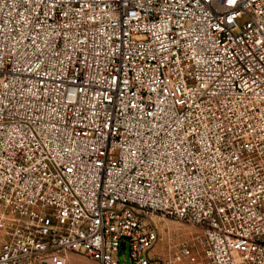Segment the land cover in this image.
Instances as JSON below:
<instances>
[{
    "label": "built area",
    "instance_id": "1",
    "mask_svg": "<svg viewBox=\"0 0 264 264\" xmlns=\"http://www.w3.org/2000/svg\"><path fill=\"white\" fill-rule=\"evenodd\" d=\"M156 216L264 264V0H0V264H161Z\"/></svg>",
    "mask_w": 264,
    "mask_h": 264
},
{
    "label": "rangeland",
    "instance_id": "2",
    "mask_svg": "<svg viewBox=\"0 0 264 264\" xmlns=\"http://www.w3.org/2000/svg\"><path fill=\"white\" fill-rule=\"evenodd\" d=\"M152 224L158 232L159 240L154 245L153 251L159 258L171 256L179 246L185 244L192 248V257L181 259L178 264L187 262V264H206V261L201 254V251L196 243V236L199 234L197 227L189 226L176 219L156 216L152 218ZM120 252L118 264H131L128 259L127 250ZM68 264H97L80 255L68 254Z\"/></svg>",
    "mask_w": 264,
    "mask_h": 264
},
{
    "label": "crops",
    "instance_id": "3",
    "mask_svg": "<svg viewBox=\"0 0 264 264\" xmlns=\"http://www.w3.org/2000/svg\"><path fill=\"white\" fill-rule=\"evenodd\" d=\"M149 257L151 259H157L161 264H166L165 262H168L167 264H178L171 262L172 255L161 259L156 253H154L153 249L149 252ZM182 264H187V262L184 261Z\"/></svg>",
    "mask_w": 264,
    "mask_h": 264
}]
</instances>
